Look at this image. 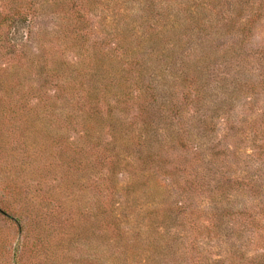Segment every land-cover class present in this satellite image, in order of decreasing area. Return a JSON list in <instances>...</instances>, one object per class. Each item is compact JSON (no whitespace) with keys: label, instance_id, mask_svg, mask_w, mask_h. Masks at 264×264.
Wrapping results in <instances>:
<instances>
[{"label":"rangeland","instance_id":"374dc122","mask_svg":"<svg viewBox=\"0 0 264 264\" xmlns=\"http://www.w3.org/2000/svg\"><path fill=\"white\" fill-rule=\"evenodd\" d=\"M17 2L32 4L35 35L27 40L24 34L12 50L10 27L0 31V264H251L264 253V0ZM230 3L243 10L236 6L235 22L222 35L214 27L230 15L217 12L229 10ZM196 6L202 10L198 35L212 45H205L208 60L192 68L197 78L189 77L186 84L205 99L187 102L178 113L177 131L186 136L184 143L166 142L165 134L173 128L157 118L151 129L164 136L160 143H149L154 155L146 159L143 153H132L133 143L125 137L141 130L139 119L133 125L141 85L148 79L162 90L173 79L167 70L173 64L181 67L186 53L202 45L197 37L179 49L169 44L174 43L169 31L176 37ZM9 7L10 0H0V13ZM78 8L84 15L81 50L69 42L76 35L71 19ZM118 30L123 36H115ZM105 53L117 56L121 64L106 60ZM96 55L104 61L93 71V80L81 79L75 100L65 101L68 96L61 94L60 79L54 75L78 61L86 74L98 62ZM43 60H48L46 73L22 69L33 61L43 65ZM14 75L23 83L16 84ZM71 91L72 86L67 87L66 92ZM87 94L92 98L84 102ZM78 99L107 120L92 127V143H78L82 127H75L71 105ZM156 99L158 110L171 117L167 98L159 91ZM184 99L180 95L176 104ZM206 114L216 126L212 143L201 139L197 129ZM64 116L71 121L66 131ZM142 144L134 142V147ZM214 192L226 198L214 200ZM179 199L186 212L165 218ZM112 208L123 237L117 229L112 232ZM215 209L216 219L228 210L243 214L231 221L222 217L218 221L223 227L216 234L210 214ZM240 217L248 229L241 228ZM240 230L244 236L236 239ZM173 235L184 239L171 241L180 252L173 257L157 251L168 242L162 238ZM231 249L241 254L229 255Z\"/></svg>","mask_w":264,"mask_h":264},{"label":"trees","instance_id":"16d2710c","mask_svg":"<svg viewBox=\"0 0 264 264\" xmlns=\"http://www.w3.org/2000/svg\"><path fill=\"white\" fill-rule=\"evenodd\" d=\"M83 2V1H80ZM85 3H81L80 5H84ZM112 4V3H111ZM6 5L8 6V2L6 3ZM79 5V4H77ZM237 4H229L228 5V9H224L222 7V9L220 11H218L217 13H221L222 11H225L227 14H229L230 16H228L226 19H223L222 23H220L219 25L214 27L215 32H220L223 35V31L227 30L228 28L231 27V25L235 22V18H233L234 14H235V10H236V6ZM240 7V5H238ZM111 9H114V7L112 5H110ZM241 10H243L240 7ZM164 10V8H162V11ZM12 11V12H11ZM201 9L199 6H196L195 8L193 7V9H190V13L187 15V21L184 20V26L182 28V30L177 33L178 35L175 37L174 32L175 31H169V35L170 36H174V43L169 42V44H172L171 46L173 47V49H179L178 47L182 48L184 46V44L186 42L190 43L192 40L196 41V37L199 38L198 40H200L202 42V45H197L196 48L192 47L191 51L192 53H186V56L188 57V59H184L183 64L181 65V67H179L177 64H173V67H170L167 72L171 73L173 75V79L168 80L169 82H167V85L162 88V90H160L157 87H154L151 83V81H148V79L145 80V82L141 85V89H140V95L139 97V102H138V118L136 117V120L134 122L133 125H136L137 123V119H139L141 121V130L136 134L133 131L129 132L127 135H125V137H127L128 139L131 140L132 144V148H134L135 151H133V154H137L140 155L141 153L145 154L146 159H149L151 157H153L154 153H153V149H151L150 144L149 143H160L161 138L164 136V134L159 135L156 130H152L151 125L154 124V122L157 120V118L159 117L160 121H164L163 124H171L172 126V130L169 131V133L165 134L168 135L167 141L166 142H170V143H184L186 141V136L182 137V134H180L179 131H177L178 126L181 123H178L176 118L178 116V113H180L182 111V109L185 107H183L184 104H186L187 102H192L193 100L197 99H202L204 100L205 98H203L201 96L200 92H197L196 89L192 90V86L186 84V82L189 80H191L192 77V68L200 63H203L205 60L206 55H205V49H206V44L212 45L210 41H208V39H204L201 35H198V31L201 28V23L199 22L198 17L202 14L201 13ZM35 13V10L32 9V4L31 3H26L25 7L22 6L21 3L17 2V0H10V7L9 10L7 12H1L0 13V31L3 27H5L6 25H8L10 27V48L13 50L17 47H19L23 40L21 41L20 39H22L23 35L25 34V37L23 38H27V40H29V38L32 35H35V33L32 32L31 30V25H33V21H32V14ZM197 16V17H196ZM232 16V17H231ZM73 20L71 19L72 25L71 27L74 28V30L76 31V35L72 38V41H69L70 43H77L79 44L81 47L78 48L77 50H81L82 45L79 42L81 39L84 40V33H83V29L80 28L81 24L80 22H82L84 20V15L82 16L80 8L77 9V11L75 12V16L73 15ZM6 22V23H5ZM110 22V21H108ZM23 24L25 25V29L27 32V34L25 33V31L22 33V29L21 26H23ZM83 24V23H82ZM109 26H112L113 24L108 23ZM114 26L115 23H114ZM123 26V25H122ZM24 27V26H23ZM118 27V26H117ZM192 31V34H190ZM114 34V33H113ZM218 34L215 33L214 36H217ZM115 36L116 37H120L123 36V32L121 31H115ZM86 42V41H85ZM85 42L83 45H85ZM190 45V44H189ZM53 46V45H52ZM54 47V46H53ZM20 49V48H19ZM189 50V49H188ZM21 51V50H20ZM55 53V52H54ZM60 54H62V52H59ZM106 56V60L109 59V57H111V60L114 61L115 65L116 63L121 64L120 61L118 60L117 56H114L113 54H109V53H105ZM96 57L99 59L98 62L96 64H94L92 67V70L89 71L88 73L84 74V67L85 65L82 62L78 61V65H76V67H72L69 64H67V68H63L57 71V73L54 75L55 78H59L60 82V92L61 94H66L67 100L65 101H69L72 102L75 99H72L74 97L75 94L78 91L77 86L79 84H81L82 81H80L81 79H92L95 77V74L93 73L94 70H98V67L100 65V62L104 61V57H100L98 55H96ZM132 62H135L136 64L138 63V60L136 58H131ZM37 60V59H36ZM19 62L22 61L21 59L18 60ZM48 60H43L42 63L43 65H37L36 61H33L32 65H27L24 64L22 66L23 70H33L34 72L37 70H40L41 72L46 73V65H47ZM37 63H39V61H37ZM191 64V66H190ZM139 65V63H138ZM45 70V71H44ZM28 74V73H27ZM26 74V75H27ZM37 74V73H36ZM26 75H22V76H26ZM18 75H14L13 77L17 80L16 84H22V80L23 79H19V83H18ZM40 76V74H39ZM194 77V76H193ZM197 78V77H194ZM113 84H121L118 81H113ZM119 84L117 86H119ZM72 86V91L70 93L66 92L67 87ZM180 87L179 91H176V87ZM90 87V86H89ZM88 87V88H89ZM18 88H20V86H18ZM87 88V89H88ZM74 90V91H73ZM201 90V88H200ZM10 91L14 92L13 89H11ZM159 91L167 98V101L169 104L170 103V114L172 115L171 117H168L166 112L160 111L159 106H158V101L156 99V95L159 96ZM189 91V92H187ZM195 91V92H194ZM194 92V93H193ZM19 94V91L17 92ZM72 93V95H70ZM180 95L182 96V98L184 97L185 99L183 101V103H181L180 106H178V104H176V98L178 99V97L180 98ZM27 96L23 95L22 98H25ZM127 96H131V94H127ZM193 96L195 98H193ZM92 97H89L88 94L86 96V98L84 100V102L86 100H90ZM129 98V97H126ZM134 99V98H133ZM132 99V100H133ZM82 99H78V101H76V103L71 104L74 106V111L76 112L75 114V127H82L79 129H82L81 134L79 135V141L78 143H92L91 141H89V133H91L93 131L92 127H99V126H103L107 120L106 117L101 114L98 113V111H94L93 109L90 108H85L83 105V102L81 101ZM128 100L124 99L123 102H127ZM202 103V102H201ZM182 106V107H181ZM23 106H20V111L23 110ZM166 113V114H165ZM70 116H64V125H63V131H66L68 126H70ZM231 118V117H230ZM159 121V122H160ZM170 121V122H168ZM94 122L97 123V126L94 125ZM143 129V130H142ZM197 129H200L199 132V136L201 139H207L206 142L207 143H212V134L215 133L216 130V126H214V122L212 117L209 116V114H206V116L203 118V121L201 122V124L199 126H197ZM124 131V130H123ZM143 131V132H142ZM185 132V131H184ZM134 133V134H133ZM210 134L212 136H210ZM84 140V141H83ZM137 140V141H136ZM134 142L136 143H146V144H142L141 146H137L134 147ZM168 152V151H167ZM211 154L217 153L216 149H212V151L210 152ZM216 156V155H215ZM138 157V156H137ZM110 158V157H109ZM139 159V157H138ZM116 164L117 163H113V170H115L116 168ZM132 168V167H130ZM111 182L110 184L112 185V189L114 187V177L109 179ZM247 182V179H244V183ZM231 181L228 180V184L226 185L227 187L231 186ZM210 196H212V198L215 200L217 198H223L218 196V193L216 194L214 192V194H211ZM127 202V201H126ZM169 208V207H167ZM111 211V212H110ZM216 209L214 210L213 213H210L212 215V218H214L215 222L213 223V232L218 234V230L219 228L223 227V222L222 221H218L221 220L222 217H226V219H228V221H231L234 218L239 217L240 215L243 214V211H232V210H228L226 212H224V215L222 217H220L219 219L215 218L216 215ZM262 216L264 217V210H260ZM110 212V218H111V228H112V232H115L116 234V230H118L120 236L123 234L121 232L120 229V219L118 218V216L115 214V212L112 209H109ZM184 212H186V207H183V203H181V200H177L175 202V207L171 208L168 210V212L165 214V218L167 217H171V215L173 214H183ZM172 213V214H171ZM174 217V216H173ZM125 218V217H124ZM163 218V216H162ZM177 218V217H174ZM240 222V226L241 228H245L248 229V226L243 225L244 222V218L240 217L238 218V221ZM212 231V230H211ZM160 235L162 233H159ZM157 233V235H159ZM163 235V234H162ZM183 235V234H182ZM186 236V237H185ZM183 236V238H187L188 235ZM241 238L242 236H244V234H242V231L240 230L238 233H236V239ZM125 237V235H124ZM261 239H263V236H260ZM173 239V240H172ZM181 241L184 239H181L180 235L177 237L175 235L172 236V238L170 237H163L162 240H168V242L163 245L164 247H162V245H160L157 249V251H164V253H172L173 257H175V255L180 252V249L178 248L177 250V246L175 247L171 241ZM250 241V240H249ZM194 242L193 248L196 246L195 243V239L192 238V240L190 241V244ZM242 242V246H244V242ZM251 242V241H250ZM264 242V241H263ZM151 243V242H150ZM154 243H159L158 240H156ZM262 247L264 248V243L262 245ZM134 248V247H133ZM175 249V251H174ZM174 251V253L172 252ZM149 254L153 253V251L150 249L148 250ZM231 252L236 253V255L241 254L238 250L236 249H231L229 252V255H231ZM158 253V252H157ZM123 255V251L122 249H119L118 251V256ZM158 254L154 255L153 257H157L158 258ZM147 258H151L149 257V255H146ZM161 260L162 263H166L167 259L164 258H159ZM175 263L176 261L173 260ZM251 264H264V253H262L261 255L255 256L254 259H251ZM216 264H227L224 263L223 260H217L215 261Z\"/></svg>","mask_w":264,"mask_h":264}]
</instances>
